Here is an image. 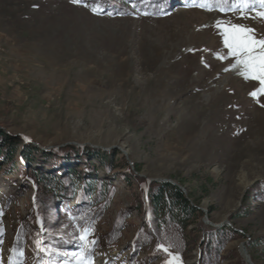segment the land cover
I'll return each mask as SVG.
<instances>
[{
    "label": "rangeland",
    "instance_id": "rangeland-1",
    "mask_svg": "<svg viewBox=\"0 0 264 264\" xmlns=\"http://www.w3.org/2000/svg\"><path fill=\"white\" fill-rule=\"evenodd\" d=\"M145 8L149 3L98 12L87 0H0V125L43 150L99 148L127 162L105 173L83 152L68 164L23 166L19 153L9 166L0 161V264H51L44 243L39 257L34 251L44 221L29 173L58 176L64 167L95 170L111 187L98 205L64 196L43 213L74 232L56 264H203L195 226L184 230L179 248L157 251L139 241L144 222L134 202L141 188L124 179L135 166L148 181L182 186L202 223L241 232L212 264H242L241 243L254 264H264V186L257 185L264 183V93L251 95L261 82L245 78L225 44L232 25L264 39L257 15L264 6L173 0ZM20 229L27 238L13 254Z\"/></svg>",
    "mask_w": 264,
    "mask_h": 264
},
{
    "label": "trees",
    "instance_id": "trees-1",
    "mask_svg": "<svg viewBox=\"0 0 264 264\" xmlns=\"http://www.w3.org/2000/svg\"><path fill=\"white\" fill-rule=\"evenodd\" d=\"M87 1L98 12H112L116 7L126 9L128 5L144 6V3H149V8L156 11L163 9L173 0ZM149 8L145 9L148 11ZM82 152L94 156L105 173L119 172V168L127 165L123 156H121V160H114V155L118 151L109 152L99 148L78 150L71 145L50 147L43 150L37 143H24L20 135L9 132L4 126L0 125V161L6 166L14 162L17 153L22 156L20 163L25 166L27 163L29 165L31 160H40L46 163L48 160L54 159L63 164H68L75 162ZM65 169L67 168H62L58 176L42 169H32L29 173L30 177H34L33 184L36 187L33 193L35 209L40 219L42 217L44 221L43 231L38 229L36 233L34 232L36 237L34 251H36V257H39L41 251L38 250L37 246L39 243H44L51 264H56L64 255L62 250L74 243L72 236L74 232L71 231V227L66 228L64 224L56 220L48 222L43 213L50 208L53 202L59 201L64 196L79 201H84L83 197L87 196L96 203L94 205H98L111 187L106 179L96 176L95 170L93 174L90 172L84 174L78 168H72L71 171L63 173ZM137 173L138 168L136 166L134 170L128 167L124 179L129 184L131 179L136 181L141 188L140 196L134 202V208L141 214L144 222L143 226L138 228L137 234L141 238L139 239L140 242L153 243L157 251L160 249L159 245L179 248L184 245L182 237L184 230L189 225L192 228L195 226L198 230L195 239L200 245L201 259L203 260L201 263L212 264L217 261V256L222 252L228 239L236 233L241 234V232L234 231L227 224L214 227L202 223L200 219L203 212L197 208V203L190 199L191 195L185 194L177 184L169 181H148ZM257 185L264 186V183H258ZM64 199L66 198H63L62 201ZM85 201H87L88 206L91 205L89 199L86 198ZM24 238H27V233L25 230L20 229L11 243L13 254L19 252ZM156 255H161V252H157ZM250 259L252 260L251 257ZM242 264L245 263L242 261Z\"/></svg>",
    "mask_w": 264,
    "mask_h": 264
},
{
    "label": "snow or ice",
    "instance_id": "snow-or-ice-1",
    "mask_svg": "<svg viewBox=\"0 0 264 264\" xmlns=\"http://www.w3.org/2000/svg\"><path fill=\"white\" fill-rule=\"evenodd\" d=\"M261 4L264 6V0H261ZM93 10L95 11V9ZM257 15L264 17V12ZM252 31V29L244 26L232 25L230 29L226 30L225 44L230 49L229 55L237 58L236 64L243 66L242 74L245 78H252L261 82L262 87L251 93L255 97L258 93H264V39L256 40L253 35H250ZM235 66L233 65V67ZM84 231L85 233L88 232L87 229ZM81 239L84 237L82 236ZM164 250L167 251L166 248Z\"/></svg>",
    "mask_w": 264,
    "mask_h": 264
},
{
    "label": "water",
    "instance_id": "water-1",
    "mask_svg": "<svg viewBox=\"0 0 264 264\" xmlns=\"http://www.w3.org/2000/svg\"><path fill=\"white\" fill-rule=\"evenodd\" d=\"M124 154H126L125 152H124ZM150 180H156V181H169V182H172V183H174V184H177V183H175L174 181H172L171 179H150ZM178 185V184H177ZM182 190H183V192L186 194V191L184 190V188L182 187V186H180V185H178ZM197 208H198V206H197ZM203 221H204V223H208V224H211V225H213V226H219V225H221V224H213V223H211L210 221H207L206 219H203ZM239 252H240V254H241V256H242V258L244 259V262L246 263V264H254L253 262H252V260L250 259V256H249V254H248V252H247V249H246V247H245V245H244V243H241L240 244V246H239Z\"/></svg>",
    "mask_w": 264,
    "mask_h": 264
}]
</instances>
